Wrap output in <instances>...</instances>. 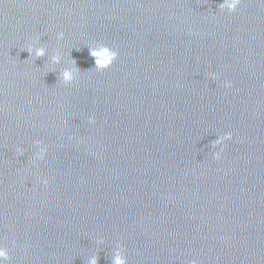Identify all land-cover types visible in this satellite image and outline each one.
Here are the masks:
<instances>
[{"label": "water", "instance_id": "obj_1", "mask_svg": "<svg viewBox=\"0 0 264 264\" xmlns=\"http://www.w3.org/2000/svg\"><path fill=\"white\" fill-rule=\"evenodd\" d=\"M225 2L0 0L5 264H264V0Z\"/></svg>", "mask_w": 264, "mask_h": 264}, {"label": "clouds", "instance_id": "obj_2", "mask_svg": "<svg viewBox=\"0 0 264 264\" xmlns=\"http://www.w3.org/2000/svg\"><path fill=\"white\" fill-rule=\"evenodd\" d=\"M240 3V0H226L225 4L223 5V7L227 8L229 10V12H234L238 6V4ZM63 33H59L58 37H62ZM31 52V48L29 47L28 49ZM37 56L43 55L44 54V49L43 48H39L36 50L35 53ZM112 60H115L117 58V54L113 53L110 57ZM64 79L67 81H70L72 79L70 74H65ZM231 136L230 134L225 137L224 139H230ZM39 143V142H37ZM19 151V150H18ZM43 153H44V149H40V151L37 153V157L38 158H42L43 157ZM216 157L219 158V153L216 154ZM9 260V252L7 250V248L5 247H0V264H5L6 261ZM93 264H95V261H93ZM117 264H125V262L121 259L117 262Z\"/></svg>", "mask_w": 264, "mask_h": 264}]
</instances>
